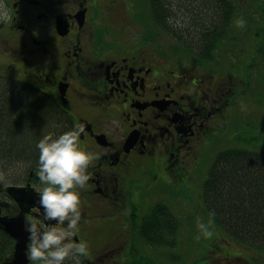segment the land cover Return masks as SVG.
Wrapping results in <instances>:
<instances>
[{
    "label": "flooded vegetation",
    "instance_id": "1",
    "mask_svg": "<svg viewBox=\"0 0 264 264\" xmlns=\"http://www.w3.org/2000/svg\"><path fill=\"white\" fill-rule=\"evenodd\" d=\"M219 1L227 23L231 0ZM140 5L150 12L148 23L151 18L156 24L154 0H0V83L11 79L51 102L67 130L83 124L82 149L99 154L86 188L78 189L83 211L74 240L87 242L90 250L81 264H146V194H137L146 193V172L183 173L197 161L210 119L239 88L233 76L218 79L173 66L163 49L129 34L124 12L132 20ZM169 17L162 12L158 28L187 41ZM194 46L182 43L178 51H218ZM37 166L22 165L17 182L0 184V232L7 249L0 251V264H18L19 246L31 264L25 258L27 220L56 224L43 219ZM110 232L116 237L110 239Z\"/></svg>",
    "mask_w": 264,
    "mask_h": 264
},
{
    "label": "rangeland",
    "instance_id": "2",
    "mask_svg": "<svg viewBox=\"0 0 264 264\" xmlns=\"http://www.w3.org/2000/svg\"><path fill=\"white\" fill-rule=\"evenodd\" d=\"M231 2L235 14L232 23L226 28V39L223 37L216 43L218 51L214 56L211 55V62L205 63L197 61L201 57L186 56L178 51L182 43L191 47L193 44L188 41L178 42L171 36L164 35L151 18L148 23L150 12L146 5L137 6L132 20L124 12V17L128 18L126 22H129L127 32L134 37L137 34L139 41L147 40L146 44L151 49L152 46L163 49L166 54L163 59L169 64L192 72L213 74L218 79L233 76L239 83L237 89L243 93V96L232 97L234 99L227 102L223 111L217 112L210 119L209 136L205 137L206 141L198 149V159L191 161L186 168L184 166L183 173L164 171L162 163L157 164L158 170H163L165 174L146 172V193H137L138 196L146 194V213L153 207L167 204L170 212L180 222L176 248L154 247L146 241V264L206 263V256H210L206 247L213 240L200 235L198 220L210 222L214 233L212 238L223 240L224 253L211 255L209 260L212 261L207 264H264V250L251 249L232 240L220 227H216L203 205L202 184L219 153L230 148H242L264 156V0ZM133 12L135 13L134 9ZM241 17L247 21L244 29L235 25V21ZM0 84L13 85L14 81L7 79ZM22 165L33 167L34 163H12L6 165L5 171L4 168L0 169V172H5L6 183H15L22 177ZM143 208L142 206L141 209ZM116 235L117 233L110 232V239ZM134 261L139 263L142 259Z\"/></svg>",
    "mask_w": 264,
    "mask_h": 264
},
{
    "label": "trees",
    "instance_id": "3",
    "mask_svg": "<svg viewBox=\"0 0 264 264\" xmlns=\"http://www.w3.org/2000/svg\"><path fill=\"white\" fill-rule=\"evenodd\" d=\"M229 6L227 23H224L225 9L219 0H154L153 8L158 27L162 24L159 19L162 12L169 14L172 17L167 20L173 22L169 23L172 28L194 47L209 52L216 48L219 40L226 39L235 14L232 3ZM200 59L211 60L213 57L207 53ZM235 92L234 97L243 96L239 89ZM65 131L68 130L63 117L51 102L26 85L0 84V161L5 167L12 163L38 162L36 144L39 140L45 135L55 137ZM202 194L205 211L214 213L210 217L216 227L240 244L264 250L263 155L242 148L222 151L208 170ZM174 216L167 204L153 207L146 213V241L151 246L176 248L180 222ZM211 240L213 242L206 247L210 256L223 254L222 238ZM6 250V238L0 232V251ZM210 256H206L208 261L201 264L212 261Z\"/></svg>",
    "mask_w": 264,
    "mask_h": 264
},
{
    "label": "clouds",
    "instance_id": "4",
    "mask_svg": "<svg viewBox=\"0 0 264 264\" xmlns=\"http://www.w3.org/2000/svg\"><path fill=\"white\" fill-rule=\"evenodd\" d=\"M246 24L242 17L235 21L240 29ZM84 132V125L80 124L59 136L45 135L36 144L39 151L36 175L43 185L38 190V203L44 221H55L56 224L44 226L36 218L27 220L25 258L31 264H65L66 261L81 264V257L90 256L87 242L74 240L80 231L83 211L78 189L86 188L91 178L88 169L99 159L98 153L82 149L80 137ZM5 182L6 176L0 172V184ZM209 215L214 216V213ZM197 228L205 239L214 235L210 222L198 220Z\"/></svg>",
    "mask_w": 264,
    "mask_h": 264
},
{
    "label": "water",
    "instance_id": "5",
    "mask_svg": "<svg viewBox=\"0 0 264 264\" xmlns=\"http://www.w3.org/2000/svg\"><path fill=\"white\" fill-rule=\"evenodd\" d=\"M6 231L8 232V230H6ZM17 249H19V251H20V254L17 255V260L20 261V262L23 261L22 264H27L26 261H25V259H24V257L21 256V253L23 251L22 246H19ZM20 262L18 264H21Z\"/></svg>",
    "mask_w": 264,
    "mask_h": 264
}]
</instances>
